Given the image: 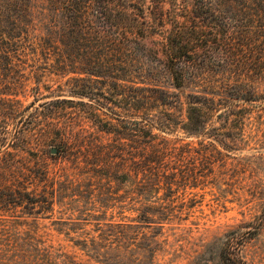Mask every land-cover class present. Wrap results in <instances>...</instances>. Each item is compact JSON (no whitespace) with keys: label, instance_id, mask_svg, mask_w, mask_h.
Masks as SVG:
<instances>
[{"label":"trees","instance_id":"1","mask_svg":"<svg viewBox=\"0 0 264 264\" xmlns=\"http://www.w3.org/2000/svg\"><path fill=\"white\" fill-rule=\"evenodd\" d=\"M164 3L45 0L37 10L33 0H0V62L11 69L13 59L42 60L41 69L66 77L69 92L88 98L27 105L25 146L8 147L2 105L24 83L0 79V212L21 214H0V264H82L38 232V219L52 215L55 204L70 222L53 223L75 224L80 231L68 229L70 240L96 260L155 264L168 242L164 225H179L192 206L185 188L197 177L184 172L185 159L194 150L209 162L201 149L212 144L195 148L163 135L176 124L170 108L178 94L146 83L152 76L139 67L143 61L160 54L171 85L191 89L180 126L189 135L205 134L215 115L237 116L233 106L261 105L264 50L257 55L254 46L264 35V0ZM35 145L55 146V168L31 158ZM260 225L243 222L225 232L219 263L247 264L241 250Z\"/></svg>","mask_w":264,"mask_h":264},{"label":"rangeland","instance_id":"2","mask_svg":"<svg viewBox=\"0 0 264 264\" xmlns=\"http://www.w3.org/2000/svg\"><path fill=\"white\" fill-rule=\"evenodd\" d=\"M171 1L180 3V0H166L163 8L168 9ZM33 4L38 10L44 6L45 0H33ZM165 27L169 28L168 22L165 23ZM146 44L148 47H158L157 44L153 45L148 41ZM262 50L264 35L254 46L255 54H261ZM157 57L159 61L156 59L143 61V65L139 66L147 77L152 76L146 78L145 82L178 94V100L174 107L170 108L176 122L173 131L170 134H160L173 139L178 138L182 143L188 142L195 148L201 143L212 145L201 149L211 157L209 162L194 150L185 159L184 172L197 177L196 181L189 182L185 188L187 194L184 201L187 204L191 203L192 206L184 210L187 216L179 225L176 221L164 225L163 231L168 242L159 252L155 264H189L202 252L197 264H220L218 250L223 234L236 228L238 224L255 220H261L260 229L242 248L241 255L247 264H264V78L259 86L262 95L261 101L257 103L261 102L260 106L247 110H239V106H233L232 109L237 116L230 114L227 120L215 115L213 121L207 125L205 134L189 135L182 132L180 126L185 120L188 100L186 95L191 89L173 87L163 57L160 54ZM9 64L13 65V68L10 69L6 67L7 63L0 62V66H5L0 68V79H20L24 84L17 87L13 94L6 96L10 97V100L8 98L2 105L8 106L6 145L8 147L15 144L21 148L25 146L27 111L24 109L27 105L37 106L57 97H67L74 102L88 101L86 97L69 92L64 85L66 77L41 69L42 60L13 59ZM70 75L80 76L77 73ZM71 84L75 85L77 82L73 81ZM221 109L218 112H221ZM20 134L23 141L19 138ZM16 137L19 138L17 142ZM52 147L55 146L35 145L31 158L43 159L49 169L55 168ZM18 153L23 158L26 155L22 149ZM191 198H194V202L190 201ZM61 210V205L55 204L52 215L48 214V218L38 219L39 234L47 238V243L82 264H104L86 254L70 240L74 233H66L68 229L80 231L76 226H72L75 224L72 223L67 228L53 223L55 220L70 222L69 213ZM0 214L7 217L11 214L21 215L19 212L10 211H2ZM91 228L92 226L85 227L86 230Z\"/></svg>","mask_w":264,"mask_h":264},{"label":"water","instance_id":"3","mask_svg":"<svg viewBox=\"0 0 264 264\" xmlns=\"http://www.w3.org/2000/svg\"><path fill=\"white\" fill-rule=\"evenodd\" d=\"M51 152H52V153H55V152H56V148H55V147H52V148H51Z\"/></svg>","mask_w":264,"mask_h":264}]
</instances>
